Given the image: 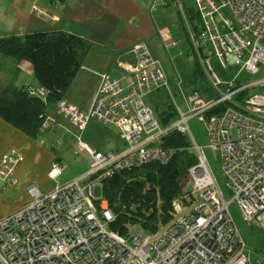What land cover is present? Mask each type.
<instances>
[{
	"label": "built area",
	"instance_id": "obj_1",
	"mask_svg": "<svg viewBox=\"0 0 264 264\" xmlns=\"http://www.w3.org/2000/svg\"><path fill=\"white\" fill-rule=\"evenodd\" d=\"M195 1L192 22L177 3L186 23L190 59L198 63L216 95L206 99L205 91H192L184 96L188 111L175 101L177 117L162 124L146 98L166 91L175 99V93L147 42L140 40L131 48L132 59L119 62L127 79L107 72L89 109L60 98L56 109L80 132L76 153H88L89 168L60 183L66 165L56 157L48 172L56 182L51 191L27 185L31 201L0 218V264H249L247 243L230 203H237L250 226L256 223L264 230V0ZM168 2L154 0L153 7ZM34 10L39 11L37 5ZM233 66L258 77L225 78L223 71ZM182 81L178 85L184 93ZM25 87L30 95L47 100L49 92L42 85ZM257 88L261 91H251ZM191 118L204 124L207 146L218 152L231 200L225 198L204 148L195 140ZM91 121L116 127L125 149L104 151L84 140ZM57 125L47 116L38 136L43 144L47 140L42 132ZM173 130L193 143L198 162L189 172L200 203L184 213V197L176 196V219L164 229L147 233L134 224L125 235L116 234L110 227L114 214L104 182L119 171L170 162L176 150L164 145L163 138ZM62 145L61 140L51 143L55 149ZM22 160V153L12 149L0 163V196L17 183Z\"/></svg>",
	"mask_w": 264,
	"mask_h": 264
},
{
	"label": "crops",
	"instance_id": "obj_2",
	"mask_svg": "<svg viewBox=\"0 0 264 264\" xmlns=\"http://www.w3.org/2000/svg\"><path fill=\"white\" fill-rule=\"evenodd\" d=\"M153 2L154 0H5L0 6V38L13 35L24 38L26 34L38 30H63L82 38L87 50L64 97L86 109L93 104L105 74L111 72L118 75L117 78L127 79L119 62L132 59L131 48L137 41H146L157 35L159 28L166 26L164 15L160 13V8L153 7ZM35 5L39 8L38 12L34 10ZM173 42L176 40L171 43ZM155 59L160 63L158 58ZM8 84L25 87L30 84L38 85V81L34 75V65L29 60L5 56L0 51V95ZM76 85L87 94L85 99L73 96L71 91ZM154 97L150 100L151 104ZM47 116L58 123L56 129L50 130V133L55 131L52 133V142L68 140L69 119L59 112L57 115L50 114L48 108ZM58 131H61V138L54 140ZM52 142L42 144L0 116V163L12 149L23 155L17 168V184L8 186L0 196V218L29 203H22L19 196L12 195L13 191L27 193L29 183H35L44 193L53 189L46 188L51 162L56 157L61 160L63 157L57 148L51 146Z\"/></svg>",
	"mask_w": 264,
	"mask_h": 264
},
{
	"label": "trees",
	"instance_id": "obj_3",
	"mask_svg": "<svg viewBox=\"0 0 264 264\" xmlns=\"http://www.w3.org/2000/svg\"><path fill=\"white\" fill-rule=\"evenodd\" d=\"M86 50L87 45L82 38L63 30L33 31L24 38L17 35L1 37L0 51L5 56L29 60L34 65L38 84L45 87L49 94L44 100L30 95L26 87L8 84L0 95V116L37 139L47 118L48 105L56 103L69 89ZM195 65L196 78L202 79L198 63L195 62ZM197 80H194L195 84ZM194 90L202 92L199 87ZM161 92L164 91L157 94ZM154 108L162 124H168L177 117L175 106L167 114L155 105ZM163 144L176 150L167 164L152 163L119 171L104 182L103 192L114 214L110 227L119 234L125 235L137 218L145 220L140 226L147 233H152L158 230V226L170 225L176 216L172 200L184 193L190 178L189 170L198 158L188 135L177 130L165 136ZM143 169H149L145 180L126 181L127 175ZM146 182L151 186L146 187Z\"/></svg>",
	"mask_w": 264,
	"mask_h": 264
},
{
	"label": "rangeland",
	"instance_id": "obj_4",
	"mask_svg": "<svg viewBox=\"0 0 264 264\" xmlns=\"http://www.w3.org/2000/svg\"><path fill=\"white\" fill-rule=\"evenodd\" d=\"M157 1V0H155ZM160 2V0H158ZM168 4L158 3L155 7L160 8L161 12L164 15L166 26L163 28H159L158 34L150 37L146 40L147 45L149 46L152 54L156 58L159 59L162 67L166 70L167 77L170 81L171 88L175 93V99L170 96V94L166 91L161 92L160 94H155L154 103L151 104V99L153 97L149 96L146 98L148 104L154 105L159 109V111L164 113H170L173 109L174 102L176 101L178 104L182 106L184 111H188V107L185 105L184 96H188L194 89L199 87L201 91H205L206 95L203 98H211L216 95L215 90H211L210 85H208L207 80H205L202 75V79L196 78V65L193 59H190L191 56V48L190 41L188 39V34L186 32V23L183 17V12L179 6V3L182 4L183 10L190 22H192L193 15L197 12V5L195 0H168ZM170 36V37H169ZM176 40L177 45L172 44V40ZM171 43V44H170ZM170 44V45H169ZM168 45V46H167ZM167 46V48L165 47ZM238 66L230 67L228 70H224L223 74L225 78L230 79L233 76L239 77L241 80H254L258 76L248 75L245 72H242L238 69ZM114 77H119L118 75L112 73ZM183 80L184 84V93L181 92V89L178 85L179 80ZM197 80L196 84L194 80ZM253 92L261 91V88H257L251 90ZM72 94L76 98L87 97V94L82 92L78 86H74L72 89ZM71 101V100H70ZM79 105V104H78ZM82 106V105H79ZM85 108V107H84ZM86 109H89L86 108ZM48 112L53 115H57L58 111L56 109V103H50L48 106ZM97 124L96 126L92 124ZM192 133L195 137L198 145L204 148L206 156L208 158V162L214 172V175L217 179L218 184L220 185L224 196L227 200H231L232 194L230 190L226 186V179L222 172L221 161L218 155V152L209 148L207 145L209 143L208 137L206 135L205 126L202 122H200L197 118H191L189 121ZM68 140L62 139L63 145L57 151L63 157L62 162L66 165L64 173L58 178L60 183H65L75 177L83 174L89 168L88 161V153L87 152H78L77 149V140L80 132L76 130L73 124L68 123ZM61 131L57 132L54 140L60 139L59 137ZM52 133L55 131L45 130L42 132V136L47 140V142H52ZM61 135V134H60ZM191 138V135H189ZM40 141L39 138H37ZM83 139L92 144L93 146L102 149L104 151L113 149L123 150L126 145L124 140L121 138L119 134V130L116 127H104L98 124L95 121H91L87 130L83 134ZM41 142V141H40ZM42 143V142H41ZM43 144V143H42ZM47 145V144H46ZM148 170L143 169L141 171L136 172L135 174H129L125 177L126 181L130 180H145L148 177ZM17 184V183H16ZM14 184V185H16ZM147 186L150 187V183L146 182ZM56 185V182L52 179H49L46 183V188L51 190ZM27 190V189H26ZM19 194V192L13 191L12 195L19 196L22 203H27L31 201V197L28 193ZM181 196V195H180ZM183 199V208L184 213H191L194 211L195 207L200 203L198 198L192 192V180L191 176L187 180L185 185L184 193L182 194ZM133 207V206H132ZM230 211L232 216L237 223L246 243H247V251L249 254V264H264V230L254 223L250 226L246 221H244L242 212L237 205L236 202L230 203ZM176 219V216L173 220ZM137 222L135 224H143L145 220L142 218H137ZM142 220V221H140ZM161 223H165L161 222ZM134 225V223L132 224ZM162 225V224H161ZM158 230L160 228L164 229L167 226L161 227L158 226ZM116 234H119L117 231L113 230ZM230 261H227L225 264H229Z\"/></svg>",
	"mask_w": 264,
	"mask_h": 264
}]
</instances>
